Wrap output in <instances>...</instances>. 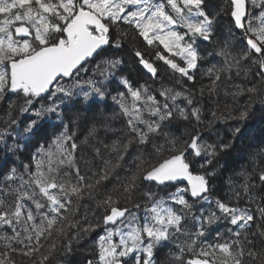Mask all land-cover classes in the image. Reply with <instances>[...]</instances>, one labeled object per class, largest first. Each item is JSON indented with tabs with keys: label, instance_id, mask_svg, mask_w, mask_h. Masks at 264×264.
<instances>
[{
	"label": "snow or ice",
	"instance_id": "obj_1",
	"mask_svg": "<svg viewBox=\"0 0 264 264\" xmlns=\"http://www.w3.org/2000/svg\"><path fill=\"white\" fill-rule=\"evenodd\" d=\"M258 113L264 0H0V264H264Z\"/></svg>",
	"mask_w": 264,
	"mask_h": 264
},
{
	"label": "trees",
	"instance_id": "obj_2",
	"mask_svg": "<svg viewBox=\"0 0 264 264\" xmlns=\"http://www.w3.org/2000/svg\"><path fill=\"white\" fill-rule=\"evenodd\" d=\"M205 83H207L206 79ZM249 134L257 139H264V120L260 118L259 113L252 121L249 122ZM213 235H215V233H213ZM89 243H91V241H89ZM38 258L39 257H37V259ZM76 260L78 264L79 257H77ZM17 264H26V262L17 258Z\"/></svg>",
	"mask_w": 264,
	"mask_h": 264
}]
</instances>
